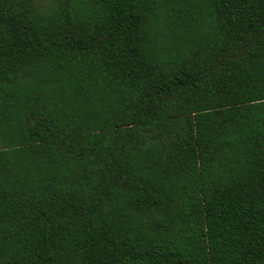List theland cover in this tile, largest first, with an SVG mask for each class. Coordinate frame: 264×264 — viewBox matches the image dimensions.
I'll return each mask as SVG.
<instances>
[{
	"label": "trees",
	"instance_id": "trees-1",
	"mask_svg": "<svg viewBox=\"0 0 264 264\" xmlns=\"http://www.w3.org/2000/svg\"><path fill=\"white\" fill-rule=\"evenodd\" d=\"M0 264H264V0H0Z\"/></svg>",
	"mask_w": 264,
	"mask_h": 264
}]
</instances>
